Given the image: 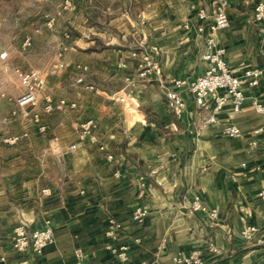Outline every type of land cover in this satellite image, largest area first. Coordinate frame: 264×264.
<instances>
[{"label": "crops", "instance_id": "1", "mask_svg": "<svg viewBox=\"0 0 264 264\" xmlns=\"http://www.w3.org/2000/svg\"><path fill=\"white\" fill-rule=\"evenodd\" d=\"M258 1L229 0V26L217 33L236 75L264 67V36L253 20ZM214 2L78 0L79 10L65 14L73 33L63 55L59 39L55 48L34 51L44 60L31 69L46 78L39 105L19 108L24 90L0 95V135L29 134L0 141V264L23 257L13 248L18 224L41 228L47 220L55 238L32 264H74L77 249L83 264H185L195 251L205 264H264V146L252 144L264 119L253 103H264V73L257 86L245 84L240 111L228 101L212 122V110L191 92L183 91L180 117L165 96L175 79L209 67L198 12ZM57 38L48 30L40 39ZM47 95L77 105L36 120ZM90 119L92 134L82 138L78 124ZM229 124L243 136L227 135ZM196 198L217 216L194 211ZM137 208L147 210L144 221L134 217ZM112 218L121 225L114 244L127 246L126 260L106 248ZM251 225L257 230L245 243L241 231Z\"/></svg>", "mask_w": 264, "mask_h": 264}, {"label": "built area", "instance_id": "2", "mask_svg": "<svg viewBox=\"0 0 264 264\" xmlns=\"http://www.w3.org/2000/svg\"><path fill=\"white\" fill-rule=\"evenodd\" d=\"M229 0H215L212 10L200 9L198 17L203 21L199 25V32L205 39V52L203 58L209 62V67L202 74H199L193 78H178L173 82V87L166 91V100L171 111L177 115L182 116L187 108V102L183 96V91H189L193 94L198 106L204 107L207 110H212V114L208 117V121L215 120L214 112L219 111L224 105L230 101L233 110L235 112L240 111L244 101L246 99L244 86L248 84L250 86H257L261 75L264 73L263 68H251L244 71L241 75H236L229 68L228 62L225 58L226 49L220 45L217 39V33L220 29L229 26V16L227 8ZM78 9V3L76 0H64L58 8L53 12H47L43 16L42 23L36 28V33H41L42 30H54L57 28L60 18L65 14L75 12ZM253 20L260 25L261 35L264 36V0L258 1L253 7ZM65 41L61 43V51L59 56L63 55V51L68 48L69 41L72 34L70 30L64 32ZM33 45V36L26 35L22 43L23 49H28ZM8 50L0 52V60L3 68L6 70L9 68ZM61 62L59 67H63ZM15 73L21 80L24 86V92L18 96L15 100L19 108L26 112L25 108L28 105L38 106L40 103V93L45 90L46 78L45 75L36 69L23 70L15 68ZM146 72L144 71L143 74ZM82 80V78H80ZM123 100V98H121ZM254 107L257 112L261 113L264 117V103L254 100ZM75 102H68L64 97L54 99L52 95L45 97L44 103L40 105V112L36 113L35 119H39L40 113H51L54 111H61L67 107H76ZM80 135L82 138L90 136L94 127V120L90 119L78 124ZM41 131L47 129L46 125L39 126ZM224 131L227 135L234 138H241L243 133L241 129L234 124L225 126ZM28 132L22 134H13L8 137H4L3 141L9 144L18 142L22 137L28 136ZM254 139L252 144L257 146L262 144L264 146V119L262 123L257 126L253 131ZM262 136L261 142L256 137ZM76 148L75 145L71 146ZM105 150V147L102 148ZM107 160H114L115 156L110 152L104 154ZM119 174V172H116ZM259 196L264 199V188L259 192ZM192 209L194 211H203L210 217L217 216L218 211L214 208L208 209L200 199L196 198L193 201ZM147 216V210L145 208H137L134 212V217L139 221H144ZM120 223L114 218L110 219L107 236L110 241L107 243L106 248L110 252L114 259L126 260L128 259L127 246L117 247L114 241L118 237V229ZM257 230L256 226L251 225L245 227L241 231V236L245 243H250L253 233ZM55 238V229L51 220H47L45 225L41 228H32L26 222H21L15 227L13 248L14 250L21 252L23 257L18 262H11L9 264H32V257L40 256L43 254L45 247L53 242ZM212 251L217 252L216 246L211 247ZM76 261L74 264H83L86 255L82 249H77ZM185 264H205V259L200 251L193 252L189 257L182 259Z\"/></svg>", "mask_w": 264, "mask_h": 264}, {"label": "rangeland", "instance_id": "3", "mask_svg": "<svg viewBox=\"0 0 264 264\" xmlns=\"http://www.w3.org/2000/svg\"><path fill=\"white\" fill-rule=\"evenodd\" d=\"M64 0H0V52L8 50L10 61L9 68L6 70L0 60V95L2 91L9 93L12 97H17L25 90L21 80L15 73V66L19 65L23 70L39 67L44 58L37 55L34 51L40 49L45 52L56 46L58 39L65 41L64 32L67 30L73 33L69 22L71 17L65 15L62 17L58 26L53 31L58 33L61 38L53 40H42V34L48 31L42 30L36 33V28L43 21V16L47 12L55 11ZM78 1V0H76ZM79 10V8H78ZM77 10V11H78ZM75 11V12H77ZM73 13V12H72ZM70 14V13H69ZM96 19L102 20V13L96 11ZM26 35L33 36V45L28 49L22 48V43ZM69 46V43H67ZM61 47V44H60ZM37 70V69H36ZM4 83V80H6ZM10 135H0V141Z\"/></svg>", "mask_w": 264, "mask_h": 264}]
</instances>
